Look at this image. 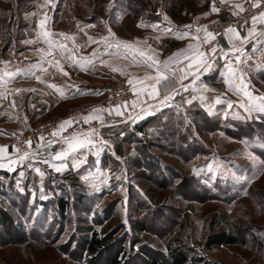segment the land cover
I'll list each match as a JSON object with an SVG mask.
<instances>
[{
	"label": "rangeland",
	"instance_id": "rangeland-1",
	"mask_svg": "<svg viewBox=\"0 0 264 264\" xmlns=\"http://www.w3.org/2000/svg\"><path fill=\"white\" fill-rule=\"evenodd\" d=\"M211 1L0 0V61L5 56L19 58L28 48L48 47L40 36L43 31L52 34L54 43L80 47L79 40L75 46L60 34L69 36L73 26L83 29L93 13H122L125 35L132 32L127 28L132 27L133 10L135 16L205 20L204 29L206 23L221 19L211 13L200 19ZM23 17L34 27L39 23L38 37L19 40ZM118 79L127 81L133 97L129 81ZM219 99L213 113L197 103L157 112L144 133L126 125L125 137L136 143L126 141L120 156L95 145L74 155L59 172L41 162L40 151L12 165L14 170L3 163L0 210L10 215L15 234L0 229V264H91L84 245L93 232L111 240L92 264H106L116 252L122 264H146V255L166 254L167 245L185 247L190 254L187 264H264V118H233L230 100ZM105 118L99 119L100 127H90L91 132L122 127ZM10 150L20 155L16 148ZM237 176L247 179L237 183ZM58 197L69 204L61 221ZM221 228L229 229L237 242L207 248L208 235ZM19 231L25 232L22 241L17 240Z\"/></svg>",
	"mask_w": 264,
	"mask_h": 264
},
{
	"label": "crops",
	"instance_id": "crops-1",
	"mask_svg": "<svg viewBox=\"0 0 264 264\" xmlns=\"http://www.w3.org/2000/svg\"><path fill=\"white\" fill-rule=\"evenodd\" d=\"M245 1L247 0H223V2L222 0H212L210 9L204 10V13H201L203 17H199L204 19L205 16H208V13H211L209 16L221 19L233 18L240 12ZM213 6L218 8L219 11L213 12ZM131 13L133 15L131 16L132 27L127 29H131L132 32L129 35L122 32L125 28L124 22L126 19L122 13L117 15L118 12H114L111 17L93 13L92 16L87 18L83 29L76 26H73L71 30L68 29V35L73 37V44L76 46L77 40L81 42V46L78 48H68L73 50L78 59L88 57L91 60V63H85L83 68L79 64H72L69 60L61 58L57 54L55 58L60 60L63 71L57 68L55 61H53L51 65L46 62L43 64V69H46V71L34 69L35 75H27L25 70L41 60L42 53L39 49L47 51L48 47L28 48L25 50L26 53L19 54L21 56L16 59H9L6 56L2 58L0 61V77H3V81H0V93L3 94L4 98H0V142L4 141L12 132L26 130L41 121L54 117H64L77 106L95 101L107 93L113 83L121 77L132 81L130 84L133 97L122 106L97 111L95 116L101 118L106 116V121L110 120L115 126L122 125L113 134L114 139H112V134H105V132L102 134L95 131L96 135H92L91 138L97 148L102 146L115 152V144L116 148L122 151L123 144L126 142L122 140L126 134V125L139 124L167 108L170 110L171 108H174V110L180 109L183 104H189L187 102L189 100L191 103L199 104L205 111L213 113L217 110L216 107L219 104L215 100L220 101L219 94L224 92L227 93L228 100L232 104L231 108L228 107L229 116L245 120L264 116V113H246L240 107L241 102H245L246 98L237 93L226 82L229 79L227 66L231 64L237 70L238 77L243 74V80L249 92L253 95H264V35H261V33H264V23L257 22L252 36H249L250 29H253L252 21L244 30L233 28L236 29L241 38H247L243 43H241V40L233 38L230 44L228 37L232 34L229 33L228 36L225 35L222 39L221 50L217 49L215 54L211 53L210 50L204 51L211 65L207 71L194 66L189 72L186 67L188 61L183 60L182 56L179 57L180 63L174 62L171 64L172 68L177 69L175 76L172 77L176 81L172 85L176 94L173 100L169 102L170 106H163L159 104V100L163 98L165 92L161 91L159 96L153 98L149 97L147 91H141L143 86L141 81L144 84L151 83L144 78L154 76L155 69L149 67L148 63L144 62V57L139 56L138 53L133 54L122 47L117 49L115 46L105 49L101 38L107 37L113 45L117 41L131 44L136 49L145 51L153 59L163 63L169 57H173V60L177 59L173 54L186 49L189 44L199 43L201 46L204 45L205 31L202 24L205 20L191 21L185 19L190 22L192 28L183 31L176 28V23L181 20H175L171 16L165 19V15L140 14V16H135L136 11L134 12V10ZM28 23V20L23 17L20 24L23 30L22 33H19V40L39 36L37 28L39 23L36 22L35 27L32 25L33 23ZM28 25L31 31L24 30V27ZM153 25L157 27H153ZM53 27L56 30L59 29L55 24ZM108 29H111V32L114 33L113 36L109 35ZM197 29H200V31L197 32ZM182 33H188V35L180 36L179 34ZM196 36H199L200 40H196L194 38ZM89 37H91V40ZM233 44L239 48V51L233 50ZM49 59H52V57H49ZM180 68H184L187 72L183 80L179 79L180 76L185 75L184 72L179 71ZM65 72L67 75L64 74ZM5 73H15L16 75L8 77ZM36 76H40L41 80H37ZM52 85H55V87ZM57 89L64 92V97L60 96ZM117 112L121 114L118 115ZM89 122L84 123L77 134L90 133ZM0 146L5 147V152L0 157V163L8 164L9 160L15 159L19 155L12 153L7 145L0 144ZM66 147L67 145L64 142L58 147L48 146L42 149L37 157L41 162L45 159L49 160V164H67L74 155L85 151L86 148H91V145L78 149L77 152L72 153L65 160L52 159L55 153ZM115 153L117 154V152ZM117 155L120 156V154Z\"/></svg>",
	"mask_w": 264,
	"mask_h": 264
},
{
	"label": "snow or ice",
	"instance_id": "snow-or-ice-1",
	"mask_svg": "<svg viewBox=\"0 0 264 264\" xmlns=\"http://www.w3.org/2000/svg\"><path fill=\"white\" fill-rule=\"evenodd\" d=\"M223 2V0H222ZM254 6H258L254 5ZM237 7H239V5H237ZM212 11L213 12H217L219 11L218 8H216L215 6L212 7ZM165 19H167V17L165 16ZM260 23H264V12H260L259 16H253L252 17V23H253V29H250L249 31V36H252L254 34V30H255V25L257 24V22ZM44 22L41 21V27H43ZM138 26H143V25H138ZM153 27H157L156 25H153ZM187 27H191V26H187ZM200 29H197V32H199ZM109 35L113 36L114 33L111 32V29H108ZM231 33L232 36H229V43H232L233 38L235 39H239L241 40V43H243L247 38H241L239 36V33L236 31V29H233L231 27H229L226 32L225 35L228 36V34ZM51 33L47 32V31H43L40 33V36L43 37L44 42L47 43L48 45V49L47 51H45L44 49H39V51L42 53L41 56V60L36 63L35 65H32L31 67H29L28 69L25 70L27 75H35L34 69H42L44 71H46V69H43V64L46 62L48 64H53V61H55V66L57 68H59L61 71H63L61 64H60V60L55 58V55H59L61 58H65L67 60H69L72 64H79L81 68L84 67L85 63H91V60L88 57H80L79 59L76 57L75 53L73 52L72 49H69L66 45V43H54L52 41V39H50L51 37ZM61 36L64 37L65 41L68 40H73V37L71 36H64L63 33L60 34ZM180 36H187L188 33H182L179 34ZM261 35H264V33H261ZM196 40H200L199 36L194 37ZM89 39L91 40V37H89ZM215 39V35L212 32H208L205 29V37L203 40L204 44H208L210 40ZM101 40L103 41L104 44V48L105 49H109L112 47H116L117 49L119 48H124L125 50H127L128 52H131L133 54L138 53L139 56L144 57V62L148 63V66L151 68L155 69V75L154 76H146L144 79L146 81H150L151 83H147L144 84L143 81H141V84L143 85L141 88V91H147L149 97H157L160 95V92L163 91L166 94L163 96V98L161 100H159V104L163 105V106H170L169 102L173 100L175 93V89L172 87V85L176 82L174 79H172V77L175 76L177 69L172 68L171 64L172 63H180V59L179 57H183V60L188 61L187 63V70L190 72L193 67H198L204 71H207L211 65L208 62V59L206 58V53L204 51H201V45L199 43L197 44H189L187 46L186 49L180 50L179 53L177 54H173L175 57H177V59L173 60V57H169L167 60H165L163 63H160L159 61L153 59V57L151 55H148L145 51H141L139 49H136L133 45L128 44L126 42H120L117 41L115 43V45H113L112 42H110L108 40L107 37H102ZM95 42V41H93ZM233 50L234 51H239V48L236 47V45L233 44ZM211 53L215 54L217 49L215 46H213L210 49ZM66 54H68L66 56ZM49 57H52V59H49ZM83 61V62H82ZM180 72H184L185 75H182L179 77L180 80H183L185 78V76L187 75V72H185L184 68H180L179 69ZM227 71H228V77L229 79L226 81L227 83L230 84L231 87H233V89L237 92L242 94V96L244 98H246L245 102H241L240 107L244 109V111L246 113H264V95H253L251 92H249L247 90V85L245 83V81L243 80V74H240L239 77L237 76V70L235 68H233L231 66V64H229L227 66ZM65 75H67V73H64ZM6 76L8 77H12L14 75H16L15 73H5ZM37 80H41L40 76H36L35 77ZM198 78V75H197ZM0 81H3V77H0ZM238 81V82H237ZM43 82V81H41ZM129 83H132V81L130 80ZM53 87H55V85H52ZM135 90V89H134ZM19 91V90H17ZM57 91L60 92V96L64 97V92L60 89H57ZM0 98H4L3 94L0 93ZM189 104L191 103V101H187ZM220 101L217 100V103H219ZM135 103V102H134ZM119 107V106H118ZM228 107L231 108L232 104L231 102L228 103ZM99 111L97 109H94L93 112ZM118 115H120V112H117ZM84 122L88 123L90 120L92 119H102L101 117L95 116L93 114H89L88 116L84 117ZM72 123V121H64L60 126H59V131H63L65 130L66 126H70ZM59 131H54L52 133V136H57L59 135ZM95 132L94 130L88 134H74L70 137H62L64 144L67 145L66 148H62L61 151L55 153L54 156H52L53 160H65L67 157H69L72 153L77 152L78 149H82L85 148L87 146H95V142L92 140V135H94ZM40 143H38L36 145V149H32L31 148V141H28V145H29V149L26 151H23L22 154L18 155L15 159L9 160L8 161V167L10 170H14L12 169V165H16V164H22L25 160H28L30 157L34 156V154L36 153V150L40 149V148H46L48 144H52L55 141L54 140H49L46 143L44 142V137L40 136ZM17 151H20L19 149H17ZM5 152V147L0 146V157L3 156ZM249 158L250 159H255L254 156H252L249 153ZM44 163H49V160L45 159L43 161ZM31 166V165H30ZM52 167L55 168V170L57 172L61 171L64 167L65 164L61 163L60 165H55L52 164ZM0 167H5V165L3 163H0ZM35 171L37 173L40 174L41 177H43L44 173L39 169L36 168ZM21 175H23V173H21ZM245 179H247L246 177L243 176H237L236 177V181L237 183H240L241 181H244Z\"/></svg>",
	"mask_w": 264,
	"mask_h": 264
},
{
	"label": "built area",
	"instance_id": "built-area-1",
	"mask_svg": "<svg viewBox=\"0 0 264 264\" xmlns=\"http://www.w3.org/2000/svg\"><path fill=\"white\" fill-rule=\"evenodd\" d=\"M258 6H254L257 5ZM260 12H264V0H247L240 12L230 19H216L210 21L204 25V30L212 32L215 35V39L210 40L208 44L201 46V51L210 50L213 46L216 49H222V39L225 37L226 30L231 28H236L239 30H244L247 25L252 21L253 16H259ZM190 22L187 20H181L176 23V28L179 30H189L192 28ZM132 98V91L129 84L124 79H118L114 85L100 98L99 102L87 103L77 109L71 111L66 116L61 118L51 119L39 124H36L23 131H15L10 133L5 139V145L11 148L19 149L20 154L23 151L29 149L28 141H31V148L36 149V145L40 143V136L44 137V142L49 140H54L52 144L48 146H59L63 142L62 137H70L77 134L83 127L84 117L91 114L94 109H113L118 106H122L130 101ZM220 98L224 101L229 99L226 93H221ZM72 121L70 126H66L65 130L59 131V126L64 121ZM91 128L100 127L101 123L99 119H92L89 122ZM54 131H59V135L52 136ZM44 148L36 150V153Z\"/></svg>",
	"mask_w": 264,
	"mask_h": 264
},
{
	"label": "trees",
	"instance_id": "trees-1",
	"mask_svg": "<svg viewBox=\"0 0 264 264\" xmlns=\"http://www.w3.org/2000/svg\"><path fill=\"white\" fill-rule=\"evenodd\" d=\"M135 11V10H134ZM264 118V116H260ZM152 117H149L142 121L139 124L134 125V129L139 132H145L146 126L149 124L151 121ZM217 128V127H216ZM115 128H110V130H105V134H113L116 132ZM131 135V134H130ZM129 136V135H128ZM114 138V136L112 137ZM121 140V139H120ZM122 140L124 141H129L132 144H135L136 142H133L130 137H124ZM142 147V146H141ZM9 148H11L9 146ZM114 150L117 152V154L122 155L121 149H117L116 145L114 144ZM68 199H64L62 197H58L56 199V212L58 215V220L64 219L67 215L68 212ZM61 221V220H60ZM0 229L3 230L8 236H14L15 234V229L13 226V220L11 219L10 215L5 212L0 210ZM24 231H19L17 233V240L22 241L24 239ZM111 238L108 236H102L98 237L95 232L92 233L90 239L85 243L84 245V252L86 251L87 254L89 255V261L90 263H94V258L95 254H97L100 250L107 248V246L110 243ZM237 242V238L232 234L229 229L227 228H221L219 231L211 233L208 235L205 241V246L207 248L214 246V245H231L235 244ZM167 253L160 255L159 257H153V256H148L146 255V264H187L190 254L189 251L182 246H176L173 247L171 245H167ZM119 253H114L109 257L107 260L106 264H122V260L119 257Z\"/></svg>",
	"mask_w": 264,
	"mask_h": 264
}]
</instances>
